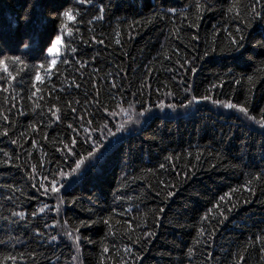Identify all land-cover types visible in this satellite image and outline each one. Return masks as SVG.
I'll list each match as a JSON object with an SVG mask.
<instances>
[{
    "label": "trees",
    "instance_id": "1",
    "mask_svg": "<svg viewBox=\"0 0 264 264\" xmlns=\"http://www.w3.org/2000/svg\"><path fill=\"white\" fill-rule=\"evenodd\" d=\"M196 2L163 0L162 6L176 8L177 15L148 22L150 6L161 4V0H145L143 9L134 8L131 0H113L114 6L105 9L103 21L81 24L77 17L66 22L73 35L69 37L65 32L55 65L49 67L42 57L32 56L22 57V65L9 63L15 76L11 86L0 68V83L8 88V92L0 90V112L9 115L11 122L9 127L0 119V125L9 132L7 137L0 135V148L13 156L8 167L0 164V241H4L0 243V264H46L45 257L52 256L51 250L31 230L23 228L24 221H20L21 227L10 223L15 219L10 215L12 211L30 214L45 204L49 207L44 213L30 218L29 229L38 227L48 236L72 230L81 220L109 221L108 226L80 229L78 253L68 242L62 243L56 249L61 264H140L132 253H143L144 264H264V153L259 150L264 143V129L237 119L241 115L238 112L209 101L179 107L187 104L186 96L192 95H210L245 107H249L245 104L248 99L251 114L260 119L257 110L264 108V67L239 64L219 52L203 55L213 43L226 50L229 33L236 36V28H243L240 19L226 14L229 4L235 3L243 13L253 0H219L216 10L204 12L201 19H197ZM95 14V9L89 11L85 21ZM246 34L249 38L253 35L251 31ZM100 40L104 43L100 44ZM69 47L76 52L65 51ZM64 58L67 63L62 62ZM260 59L264 57H254L256 61ZM40 63L44 68L37 67ZM37 71L42 82L35 80ZM242 74L253 76L254 87L246 79L234 82ZM113 83L116 87H112ZM76 84L80 87L76 88ZM67 101H73L77 115L84 117L83 128L71 118ZM161 102L176 104L177 108L161 109ZM55 108H60L59 121L49 112ZM143 108H149L150 113L138 117ZM20 109L25 115L19 114ZM111 112L117 115L113 118L108 115ZM89 119L93 121L92 128L87 124ZM69 123L79 131L68 129ZM120 123L125 128L117 132L115 125ZM103 124L116 133L115 137L103 134L110 151L118 138L123 143L102 168L93 170L83 183L68 191L61 188L52 193L49 188L43 195V189L39 193L31 189V183L39 187V179L49 170L67 168L71 163L58 151L63 147L59 141L68 143L69 137L75 136L77 151L84 152L89 144H83V138L89 133L99 137V126ZM12 139H17V145L10 143ZM33 139L35 148L31 146ZM242 142L254 147L238 150ZM21 144L23 147L18 146ZM130 145L134 160L131 167L121 162V152ZM5 159L0 153V161ZM161 164L165 167L161 168ZM29 174L36 179L30 180ZM169 191L174 195L169 197ZM221 196L224 201H220ZM73 199L76 203H69ZM217 203L219 209L214 207ZM58 204L59 213L55 211ZM219 211L227 217L223 224H217L221 219ZM205 215L211 224L201 222ZM57 221L60 223L56 227L44 228ZM64 221L67 225L62 228ZM201 227L204 236L195 244ZM148 232L153 233L150 243L145 238ZM17 237L21 242L17 243ZM104 247H108L107 253ZM189 247L194 248L192 257L187 255ZM30 253L35 254V261ZM8 256L17 259L8 260ZM72 256L77 259L71 260Z\"/></svg>",
    "mask_w": 264,
    "mask_h": 264
},
{
    "label": "snow or ice",
    "instance_id": "2",
    "mask_svg": "<svg viewBox=\"0 0 264 264\" xmlns=\"http://www.w3.org/2000/svg\"><path fill=\"white\" fill-rule=\"evenodd\" d=\"M217 2H213V0H197L195 4L197 19H201L204 12H212L217 8ZM132 6L137 9H143L145 6V0H131ZM69 5H72L70 7ZM163 0H161V4L150 6V11L148 13V22H151L153 19L163 20L169 16L177 15V9L171 7H163ZM113 0H108L106 4L104 0H11V3H4L3 0H0V68L3 69V72L7 74V81L9 86H11V81L15 80V76L13 72L9 70V63L13 66L22 65L25 63V60L22 57L32 56L35 58L42 57L48 62L49 67L55 65L57 63L56 55L58 47L62 43V39L64 38L65 32L67 35L71 37L73 35L72 28H69L67 21H75L77 17H80V23H87L88 25H92L95 21H103L105 18V9L112 8ZM246 11L243 13L237 9L235 3L229 4L226 9V14L230 15L231 19H240L243 24V28H236V36L231 35L229 33V46L227 49H218L215 44L210 48H206L203 55L205 57L210 56L211 53L219 52L221 55L227 54L230 58L239 63V64H252L255 63L259 66L264 67V59H260L259 61L254 60L255 56L264 57V0H253V2L249 5H246ZM92 9L96 10V14L85 21V16ZM259 9V10H258ZM184 18H187L186 15ZM196 26L198 25H191ZM251 31L253 35L251 38L246 34ZM76 33H79V28H76ZM198 38V37H197ZM100 44H103L104 41L100 40ZM116 43L119 44L120 41L116 40ZM71 51L72 53L76 52L75 48L69 47V49H65V51ZM46 54V55H45ZM93 59H95L93 57ZM63 63H67V59L64 58L62 60ZM186 63H188L186 61ZM44 63H40L37 67L44 68ZM184 65H181L183 68ZM191 72H195V68L189 69ZM0 79H3L0 77ZM246 79L250 82L254 87L253 76L245 77L243 74L239 79L234 78V82L239 84L241 80ZM35 80L41 81L42 78L39 71L35 74ZM76 88H79L80 85L76 84ZM95 87V85H94ZM112 87H116L115 83L112 84ZM0 90L4 92H8V88L4 86L3 83H0ZM39 89H36V92H39ZM36 92H33L32 95L35 96ZM252 94L251 88L249 89V96ZM165 95H171V93H166ZM15 99V97H12ZM31 99V97H29ZM43 99V96L40 97ZM187 104L181 103L179 107L186 108L194 103H199L200 100L209 101L211 104L222 107L228 110H234V112H238L241 115L237 116V119H241L243 121H251L254 124L258 125L261 129H264V108L258 109V113L260 115V119L257 120L255 116H253L249 110L251 107L250 101L248 99L245 100V104H248L249 107H245L243 104H235L231 101H221L217 99H212L210 95H205L203 97L197 98L192 95L190 97L186 96ZM97 103L99 100L97 98ZM75 103H79L76 101ZM73 101H67L66 106L69 108V112L71 114V118L74 121L80 122L79 127L83 128L84 117L77 115V109L72 107ZM40 105L37 104L36 107ZM15 107V105H12ZM159 108H168V109H176L177 105L173 103L165 104L161 102L158 105ZM9 113L11 109L8 110ZM123 114L131 119V116L128 112L121 109ZM149 108H143L137 116L144 117L145 113H150ZM51 116L55 118V121L60 120V108H55L53 111L49 109ZM20 115H25L22 109L19 110ZM108 115L113 118L117 115L115 112H111ZM151 118V117H148ZM0 119H2L9 127L11 122L9 121V115L0 112ZM139 123V119L136 121ZM147 123V119L145 120ZM89 128L93 127V121L89 119L87 121ZM68 129L73 132H78L79 128H73V124L69 123L67 125ZM116 131L121 132L125 128L124 123H120L115 125ZM0 128H5L4 125H0ZM95 131L96 129L93 128ZM85 132H88V129H84ZM100 136L93 137L91 133L86 135L83 138V144H89L88 149H85L84 152L77 151L78 140L75 136L69 137V142L64 143L62 140L59 141L63 145L62 148L58 149V151H62L64 155L65 161L70 160L71 163L67 164V168L58 166L55 171L49 170L47 176H43L39 179V187H37L36 183H31V189L35 190L36 193L40 192V189H43V195H47L49 192V188L52 193H57L61 188L68 191L69 189H74L81 183H83L90 173L93 170H98L103 167V165L107 162L112 153L116 151H120L121 145L123 141L121 139H117V144L111 146V151L109 147L105 146L104 136L103 134L106 132L108 136L115 137L116 133L112 132V130L108 127L107 124H103L99 126ZM0 135L7 137L9 132L7 128L5 130L0 131ZM23 135V134H21ZM45 139H47L45 137ZM91 141V142H90ZM27 142V140H26ZM11 144L17 145V139H12L10 141ZM108 144L111 145V141H108ZM19 147H23V145H18ZM31 146L35 148L36 141L33 139L31 141ZM82 147V144H81ZM104 148V151L101 152L100 149ZM254 147V145H249L248 143L242 142L240 148L238 150H244ZM259 150L261 153H264V143L259 145ZM0 153L6 158L4 161H0V164H3L4 167H8L11 163L13 156L9 154L3 148H0ZM30 155V154H29ZM242 158V157H241ZM166 159L171 160V157H166ZM199 159V157H197ZM121 162L127 163V166L131 167L133 160V146H129V148L123 152H121ZM215 167V165H212ZM161 168H164V164L160 165ZM35 166L32 167V173H35ZM188 174L185 173V176ZM49 176L51 179H49ZM29 179L34 180L36 176L29 174ZM255 179L259 180V176H256ZM45 181L48 182V187L45 186ZM252 181H249L251 183ZM174 188V186H173ZM19 190V189H17ZM251 192V189H248ZM174 195V191H169L168 196L171 197ZM11 199V197H9ZM220 201H224V197L221 196ZM60 203H63L62 198L60 199ZM69 203L75 204L76 200L73 199L69 201ZM247 203V201H246ZM49 206L45 204L40 207L38 211H33L30 214L26 211H12L11 217L15 218L10 221L11 224L16 225L17 227H21L20 221H24L25 224L23 228L25 230H31L33 236L38 240L42 241V245L51 250L52 256L45 257L46 264H61L60 256H56V249L60 247V245L64 242H68V246L75 249L78 253L80 251V229L81 228H91L93 225L99 226L103 224L105 226L109 225V221L103 218L97 219H88L81 220L79 224L72 230H65L62 233H57L56 235L48 236L45 232L41 231L38 227L34 229H29L30 218H35L39 213H44L45 208ZM215 208L219 209V203L214 205ZM231 211V209H227ZM55 211L59 213V204L56 206ZM91 212V210H88ZM163 212V208L160 209ZM221 219L217 220V224H223V221L227 219L224 216L222 211L217 213ZM7 221L8 217H4ZM215 219V217H213ZM208 221L211 224V221L208 220V216L205 215L201 217V222ZM60 222L57 221L56 224L49 225L45 224L44 228H52L56 227ZM67 225V221H64V225ZM183 226V225H182ZM212 231H209V239L212 238ZM264 231V230H262ZM205 230L203 227L199 228L196 232V236L194 238V243L199 244L201 237L204 236ZM7 235V232L5 233ZM32 237H30L31 239ZM145 238L147 242H151V238H153V233L148 232L145 234ZM17 243L21 242L19 237L16 238ZM91 242V241H89ZM0 243H4V241H0ZM207 243V241H205ZM109 251L108 247L103 248V252L107 253ZM129 250L126 248L125 252ZM264 252V248L261 249ZM194 254V248L189 247L187 249V255L192 257ZM30 257L35 261V254L30 253ZM132 257H134V261H139L140 264H144L145 255L143 253H132ZM163 256V253H160ZM55 256V259H53ZM22 258V256H21ZM211 259V257H209ZM8 260L15 261L17 259L16 256H8ZM77 259L76 256H72L71 260L75 261ZM243 260V257H241ZM67 264V262H65ZM124 264H128V261H125Z\"/></svg>",
    "mask_w": 264,
    "mask_h": 264
},
{
    "label": "rangeland",
    "instance_id": "3",
    "mask_svg": "<svg viewBox=\"0 0 264 264\" xmlns=\"http://www.w3.org/2000/svg\"><path fill=\"white\" fill-rule=\"evenodd\" d=\"M59 53H60V46L58 47L56 58H57Z\"/></svg>",
    "mask_w": 264,
    "mask_h": 264
}]
</instances>
